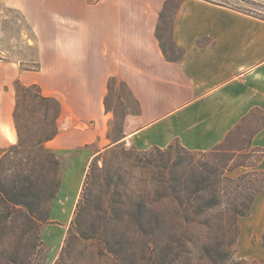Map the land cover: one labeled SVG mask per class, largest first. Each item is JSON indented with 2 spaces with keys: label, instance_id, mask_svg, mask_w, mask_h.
<instances>
[{
  "label": "crops",
  "instance_id": "crops-1",
  "mask_svg": "<svg viewBox=\"0 0 264 264\" xmlns=\"http://www.w3.org/2000/svg\"><path fill=\"white\" fill-rule=\"evenodd\" d=\"M164 2L54 0L47 10L41 8L45 0H0L52 34L42 46L40 70L17 69L13 80L38 85L44 96L58 100L62 117L70 119L69 132L48 142L55 153L64 157L79 146H93L95 151L85 153L93 158L119 144L165 149L175 141L190 151H209L246 116L264 111V21L256 24L228 4L186 0L173 30L185 56L169 62L155 37ZM249 23L257 25L255 32ZM111 79L127 86L140 105L139 113L125 118L116 140L109 138L112 112L105 103ZM184 94L193 99L157 115L170 97ZM14 109L12 90L1 94L0 158L18 140ZM252 143L264 150L259 145H264V126ZM85 160L79 157L61 177L62 189L75 196ZM260 168L264 170V158ZM248 259L264 264L258 253Z\"/></svg>",
  "mask_w": 264,
  "mask_h": 264
},
{
  "label": "rangeland",
  "instance_id": "rangeland-1",
  "mask_svg": "<svg viewBox=\"0 0 264 264\" xmlns=\"http://www.w3.org/2000/svg\"><path fill=\"white\" fill-rule=\"evenodd\" d=\"M45 1L41 8L52 9L54 0ZM209 1L228 4L233 10L249 15L256 24H263L264 3L260 0ZM177 2L173 1L166 16L173 17ZM172 22L169 19L162 30L169 58L180 55L178 51L170 50ZM247 25L248 29L252 26L254 32L257 30V25ZM51 39L49 29L34 26L16 7L0 3V95L12 90L16 105L17 81L13 80V73L17 69L28 73L39 71L42 46L44 41L48 43ZM192 99L189 94L170 97L157 115ZM105 103L112 112L109 138L116 140L124 132L125 118L139 113V101L130 94L127 86L111 79ZM48 106L50 122L53 108ZM43 111L41 108L36 118L43 117ZM262 118L263 115L255 111L250 126L255 128ZM70 125V119L60 114L58 135L68 133ZM245 126L230 137V148L248 149L252 131L250 126ZM48 145L46 142L45 150L55 155L58 167L27 152L15 154L10 151V159H4L2 163L0 264H212L211 257L218 261L224 258L221 252L224 242L220 241L222 230L206 231L201 224L192 228L186 226L169 190L172 180L181 178L182 170L165 167L166 163L159 161L158 153L149 152L153 148L119 144L87 158L85 153L95 151L93 146H79L62 157L63 152L55 153ZM259 145L264 148L263 144ZM12 146L5 149L0 167ZM175 150L167 164L180 165L184 161L181 162ZM79 157L86 160L81 186L75 196V191L62 189L61 177ZM259 157L254 154L249 162ZM245 171L241 168L230 176L235 178ZM238 224L240 234L231 249L232 261L229 263L260 264L248 257L258 253L264 259V193L257 198L250 214L239 218ZM224 237L228 248L232 235ZM206 239L213 245L203 251L201 241Z\"/></svg>",
  "mask_w": 264,
  "mask_h": 264
},
{
  "label": "trees",
  "instance_id": "trees-1",
  "mask_svg": "<svg viewBox=\"0 0 264 264\" xmlns=\"http://www.w3.org/2000/svg\"><path fill=\"white\" fill-rule=\"evenodd\" d=\"M173 1L165 0L163 9L159 14L155 36L165 58L169 62H180L185 56V51L175 43L173 30L176 18L186 0H177L173 17L170 18V16H166V13L170 10ZM169 19L173 20L169 33L170 50L171 52L178 51L180 54L177 57L170 58L167 56V48L162 35L163 26L168 25ZM15 90L16 105L13 119L18 142L4 155L1 160L0 172H2L4 159H10V151L15 154L33 153L39 156L40 160L58 167V159L54 154L48 153L44 145L58 135L57 120L61 114L60 103L55 98L45 97L38 85L27 86L17 81ZM48 105H52L53 108V116L50 122L47 119L50 110ZM41 108H44L43 117L36 118ZM257 111L263 115L259 125L255 128L250 126V120L254 113L249 114L222 144L209 151H190L178 141L165 149L155 147L149 151L158 153L161 156L159 161L163 164L166 163L165 167L167 165L171 169L182 170L181 178L178 180L173 179L169 190L177 203V208L180 211L179 215L184 216L186 226L192 228L197 224H201V227L206 231L215 228L222 230L220 241L224 242V247L221 250L224 258L218 261L211 257L212 264H230L229 262L232 261L231 249L240 234L238 220L250 214L255 201L264 193V170L260 168L264 158V150L254 147L252 143L254 136L264 126V111ZM31 121H33V124H31ZM244 125L250 126L252 131L248 149L230 148L228 146L230 137ZM174 150L181 162L184 160L180 165L178 163L170 165V162L167 164V161L171 160ZM254 154H259L260 157L256 161L249 162ZM185 162L188 164L185 165ZM241 168L246 171L235 178L230 176L231 173ZM0 186L2 185L0 184ZM0 192H2L0 196L3 197L1 189ZM227 234L232 235L228 248L225 247L226 239L224 237ZM212 245L213 243L210 240L201 241L203 251H206ZM262 248L264 249V233L262 235Z\"/></svg>",
  "mask_w": 264,
  "mask_h": 264
}]
</instances>
